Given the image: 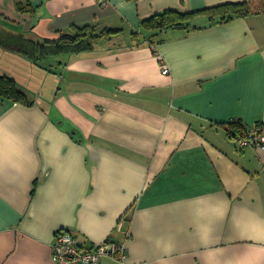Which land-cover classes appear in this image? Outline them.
Segmentation results:
<instances>
[{
	"label": "crops",
	"instance_id": "crops-1",
	"mask_svg": "<svg viewBox=\"0 0 264 264\" xmlns=\"http://www.w3.org/2000/svg\"><path fill=\"white\" fill-rule=\"evenodd\" d=\"M238 1L0 0L35 39L122 30L52 67L62 74L48 105L19 56L0 52V73L34 101L0 97V264H54L61 228L89 245L126 240V264H264V150L238 148L225 124H264V14L131 37L164 10Z\"/></svg>",
	"mask_w": 264,
	"mask_h": 264
},
{
	"label": "trees",
	"instance_id": "trees-1",
	"mask_svg": "<svg viewBox=\"0 0 264 264\" xmlns=\"http://www.w3.org/2000/svg\"><path fill=\"white\" fill-rule=\"evenodd\" d=\"M15 7L21 13L32 14L34 11L29 3L23 5L19 2L16 3ZM253 14H264V0L224 2L192 12H180L175 9H167L141 20L139 30L131 32V37L133 40H136L144 31L145 34L141 36L143 40L139 42L135 41L136 44L144 41L151 42L152 36H156L158 33L170 28L193 31L206 26L191 24V20L199 16H206L208 21L207 25H210ZM5 20V17L0 14V52L18 55L40 68L51 67V72L54 71L52 67L55 64H46L43 62H48L50 58L55 56L64 55L65 57H69L90 52L95 48L99 39L109 38L120 32L119 29L113 30L109 28L96 32L94 25L86 24L82 27L71 26V31L59 32L56 39L42 38L40 40L30 36V31L12 29ZM0 97L25 105H32L34 103L29 92L21 88L13 76L5 73H0ZM225 124H228L230 127V130L227 128L226 134L231 139H235L237 134L244 128V124L240 120L227 121ZM59 230H65L71 233L67 228H61Z\"/></svg>",
	"mask_w": 264,
	"mask_h": 264
},
{
	"label": "built area",
	"instance_id": "built-area-1",
	"mask_svg": "<svg viewBox=\"0 0 264 264\" xmlns=\"http://www.w3.org/2000/svg\"><path fill=\"white\" fill-rule=\"evenodd\" d=\"M96 1L101 5L107 3V0ZM168 72V68L162 70L163 74ZM235 120L237 119L230 121ZM235 144L238 148L254 147L264 150V124L259 122L251 126L244 125V128L235 137ZM50 251L54 264H99L104 257L126 264L128 255L126 240L117 241L107 238L101 243L89 245L79 242L76 237L65 230H59L55 234Z\"/></svg>",
	"mask_w": 264,
	"mask_h": 264
},
{
	"label": "rangeland",
	"instance_id": "rangeland-1",
	"mask_svg": "<svg viewBox=\"0 0 264 264\" xmlns=\"http://www.w3.org/2000/svg\"><path fill=\"white\" fill-rule=\"evenodd\" d=\"M205 20H206V18H205ZM5 21L8 23V20H5ZM196 21H197V19H196ZM119 31H122V30L119 29ZM144 34H145V32L143 31V33L139 37H141ZM46 37L54 38L55 35L54 36L53 35H50V36L47 35ZM156 37L157 36H155V37L152 36L151 39H155ZM139 40H141V38H139ZM17 58H19L21 60V63L20 64H15V65H16L18 71H19V74L21 75L22 81H24L23 83H25V85L28 86L27 83H28V79H29V81L32 82L33 86H35V87L37 86L34 90L41 93L40 94L41 95V99H44L43 103L45 105L50 104V102L47 101V93H49L52 90L54 91V90L57 89V85L60 83V78L59 77H61L62 71H60V73L57 74L58 71L55 72V69H54L53 72H51V67H42V69H41L42 74H41L40 71H38L40 67H38L37 65H35L33 63H30V64L26 65V62H24L20 57H17ZM63 58H65L64 55L55 56L53 58H50L48 60V62H43V63H46V64L52 63L54 65L57 62H63ZM2 59L5 60V61H9V60L12 61L13 57L10 58V55L6 54L5 56L2 57ZM12 63H14V62L12 61ZM8 65L10 66V64H8ZM54 66H56V65H54ZM2 67L6 68L7 64H6V67L4 65L0 66V70L1 71L3 69ZM30 68H32V71H30ZM34 69H36V70H34ZM29 89H31V88L29 87Z\"/></svg>",
	"mask_w": 264,
	"mask_h": 264
}]
</instances>
